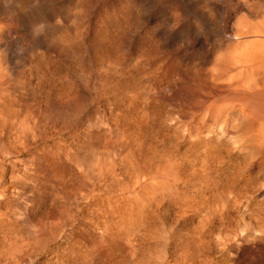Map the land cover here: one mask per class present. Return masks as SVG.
<instances>
[{
  "label": "rangeland",
  "instance_id": "obj_1",
  "mask_svg": "<svg viewBox=\"0 0 264 264\" xmlns=\"http://www.w3.org/2000/svg\"><path fill=\"white\" fill-rule=\"evenodd\" d=\"M14 1L0 7V264H264V174L223 226L196 200L203 145L248 168L236 135L193 111L226 0Z\"/></svg>",
  "mask_w": 264,
  "mask_h": 264
},
{
  "label": "bare ground",
  "instance_id": "obj_2",
  "mask_svg": "<svg viewBox=\"0 0 264 264\" xmlns=\"http://www.w3.org/2000/svg\"><path fill=\"white\" fill-rule=\"evenodd\" d=\"M15 5L14 0H0L1 8ZM228 7L229 0L213 5L226 44L201 80L193 111L202 120L197 128L202 130L210 123L222 127L223 133L236 135L248 168L232 170L236 168L219 144L212 145L211 141L200 147L195 159L199 182L196 200L200 214L207 211L211 218L205 227L223 226L233 211L231 207L243 208V201H250L254 182L249 175L256 168L259 176L264 174V0H242L234 17ZM6 156L0 155V159ZM259 212L252 216L264 215V208Z\"/></svg>",
  "mask_w": 264,
  "mask_h": 264
}]
</instances>
